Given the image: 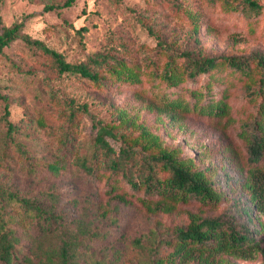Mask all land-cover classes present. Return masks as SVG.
I'll return each mask as SVG.
<instances>
[{"label":"rangeland","instance_id":"374dc122","mask_svg":"<svg viewBox=\"0 0 264 264\" xmlns=\"http://www.w3.org/2000/svg\"><path fill=\"white\" fill-rule=\"evenodd\" d=\"M65 1L0 0V32L20 22L23 32L101 75L94 81L61 72L50 55L22 38L0 50V185L55 206L73 230L81 218L100 230L86 247L115 264H151L152 235L173 234L189 224L191 214H223L258 246L172 260L174 246L165 243L158 256L166 264H264V211L249 186V168L259 163L250 164L247 153L261 118L260 70L252 63L249 77L220 64L195 78L184 73L176 83L163 76L168 66L185 69L183 52L200 58L264 54V0H258V13L241 0H75L47 7ZM82 26L87 29L81 32ZM122 64L123 74L135 77L117 78L111 70ZM66 98L86 104L87 111L77 109L69 120ZM93 116L130 138L160 136L162 146L205 170L220 198L162 199L135 190L122 176L80 169L75 161L91 150ZM51 163L61 165L60 173ZM50 191L59 198L51 199Z\"/></svg>","mask_w":264,"mask_h":264},{"label":"trees","instance_id":"16d2710c","mask_svg":"<svg viewBox=\"0 0 264 264\" xmlns=\"http://www.w3.org/2000/svg\"><path fill=\"white\" fill-rule=\"evenodd\" d=\"M75 0H66L63 4H50L47 7L68 6ZM249 11L260 12L263 5L258 0H241ZM23 24L15 22L3 26L0 32V50L13 40L22 38L28 45L34 46L50 55L61 72H69L99 81L98 70L85 62H72L63 53L52 48L42 39L22 31ZM86 26L79 28L84 31ZM186 67L183 71L168 66L164 77L169 82H179L184 73L195 78L211 72L220 64H227L232 69L246 76L253 73L252 63L260 70V79L256 80L263 93L260 104L261 118L255 121V130L250 134L247 146L250 164L249 186L256 206L264 211V54L255 51L251 55L192 57L184 53ZM103 62V61H102ZM100 62V63H102ZM124 64L112 68L117 78H132V72L123 74ZM249 93L254 92L250 88ZM1 91V88H0ZM0 95L1 92H0ZM5 98V96H0ZM69 107V120H73L76 110L87 111L86 104H78L74 98H66ZM6 114L9 109L6 104ZM9 122V134L12 129ZM93 136L91 150L76 158V164L85 172L96 175L106 172L109 177H123L135 190H141L150 196L162 199L186 200L196 197L202 202L216 201L220 198L214 189L205 170L194 168L186 158L178 156L175 149L162 146L160 136L144 132L141 138H130L117 130V125L100 117L93 116ZM15 141V140H14ZM68 136L64 139L66 144ZM116 142L119 144L117 145ZM158 147V148H157ZM21 149L20 146H18ZM156 148V149H155ZM54 173H60L61 165L50 164ZM51 199H58L56 192H48ZM73 230L63 214L55 206L47 205L34 196L21 194L8 186L0 185V263L1 264H115L109 257H95L86 246L101 236L100 230H91L81 219L77 220ZM249 231L238 228V225L223 214L205 216L191 214L189 224L178 226L173 234L157 238L152 235L150 249L151 264H166L159 255L163 244L174 246V255L179 259L192 256L196 251L210 252H248L258 243L252 239ZM144 244L141 238H136ZM86 247V248H85Z\"/></svg>","mask_w":264,"mask_h":264}]
</instances>
